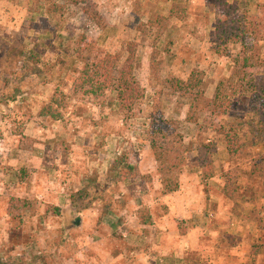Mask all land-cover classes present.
I'll return each mask as SVG.
<instances>
[{
    "label": "rangeland",
    "instance_id": "374dc122",
    "mask_svg": "<svg viewBox=\"0 0 264 264\" xmlns=\"http://www.w3.org/2000/svg\"><path fill=\"white\" fill-rule=\"evenodd\" d=\"M230 1L264 28V0ZM92 3L102 28L71 0H0V264H264V135L243 129L248 156L232 159L210 119L188 121L191 102L170 83L198 72L213 98L231 77L240 47L217 51L215 0ZM83 35L123 63L137 44L145 98L132 110L108 84L81 86ZM259 45L264 61V29ZM248 103L237 100L239 125ZM157 106L186 147L180 189L167 196L148 135Z\"/></svg>",
    "mask_w": 264,
    "mask_h": 264
},
{
    "label": "trees",
    "instance_id": "16d2710c",
    "mask_svg": "<svg viewBox=\"0 0 264 264\" xmlns=\"http://www.w3.org/2000/svg\"><path fill=\"white\" fill-rule=\"evenodd\" d=\"M76 5L84 6V13L96 27L102 28L92 0H71ZM218 14L216 38L223 55H229L230 47L239 46V53L234 55V69L230 78L221 81L213 98H208L203 88V79L198 72H193L187 81L173 79L170 83L182 97L191 102L188 121L199 122L202 118L214 124V130L225 139L227 150L232 159H246L248 150L242 140L243 129L257 128L264 135V61L261 59L260 42L263 37V20L252 16L250 12L241 9L240 3L230 0H215ZM129 57L123 63L122 59L101 49L90 36L83 35L75 52L76 68L81 75V86H91L104 91L108 84L116 93L119 106L132 110L145 98V93L136 77L138 46L130 43ZM34 57L33 59H35ZM40 60H35L39 65ZM28 75L34 73L33 70ZM35 74V73H34ZM108 87V86H107ZM108 89V88H106ZM245 96L249 101V119L239 125L234 118L237 100ZM50 108H47L49 112ZM159 107L150 118L148 132L151 148L159 165V173L164 195H171L180 189V179L185 166V144L180 123L160 116ZM204 150H212L204 148ZM208 152V151H207ZM207 178L215 174L212 156H207ZM124 159L117 162L116 170L120 171ZM227 182L224 194L233 198L234 178L226 175ZM60 212V210H58ZM139 219L143 225L152 221L150 210H141Z\"/></svg>",
    "mask_w": 264,
    "mask_h": 264
},
{
    "label": "water",
    "instance_id": "95a60500",
    "mask_svg": "<svg viewBox=\"0 0 264 264\" xmlns=\"http://www.w3.org/2000/svg\"><path fill=\"white\" fill-rule=\"evenodd\" d=\"M73 224L74 226L76 227H80L82 225V219L81 218H76L74 221H73Z\"/></svg>",
    "mask_w": 264,
    "mask_h": 264
}]
</instances>
